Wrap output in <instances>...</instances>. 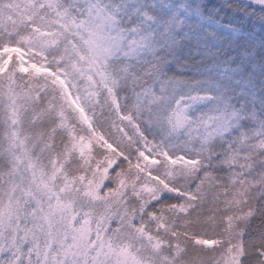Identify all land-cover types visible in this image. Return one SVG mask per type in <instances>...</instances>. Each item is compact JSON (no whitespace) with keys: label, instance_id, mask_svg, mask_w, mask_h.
I'll return each mask as SVG.
<instances>
[{"label":"clouds","instance_id":"9594fccd","mask_svg":"<svg viewBox=\"0 0 264 264\" xmlns=\"http://www.w3.org/2000/svg\"><path fill=\"white\" fill-rule=\"evenodd\" d=\"M0 264H264V0H0Z\"/></svg>","mask_w":264,"mask_h":264},{"label":"snow or ice","instance_id":"6c2138e0","mask_svg":"<svg viewBox=\"0 0 264 264\" xmlns=\"http://www.w3.org/2000/svg\"><path fill=\"white\" fill-rule=\"evenodd\" d=\"M9 51L16 52L18 55L21 54L19 49H11V50H9ZM32 67L35 68V71H36L37 73H40V72L44 71V69H42V68H40V67H37V66H35V65H33ZM21 70H22V71H27L28 69H26V68H22ZM61 83H63V81H61Z\"/></svg>","mask_w":264,"mask_h":264}]
</instances>
